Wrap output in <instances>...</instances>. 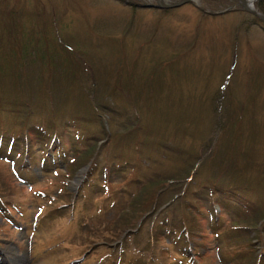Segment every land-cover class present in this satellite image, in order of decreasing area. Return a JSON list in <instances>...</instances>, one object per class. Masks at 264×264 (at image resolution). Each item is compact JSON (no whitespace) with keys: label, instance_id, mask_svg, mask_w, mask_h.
<instances>
[{"label":"rangeland","instance_id":"rangeland-1","mask_svg":"<svg viewBox=\"0 0 264 264\" xmlns=\"http://www.w3.org/2000/svg\"><path fill=\"white\" fill-rule=\"evenodd\" d=\"M146 1L0 0V122L31 130L33 145L43 129L59 131L63 151H82L37 180L34 161L22 184L24 138L0 137L1 155L12 146L0 159V198L41 223L24 228L28 238L0 212V264H32L29 249L33 264H181L167 216L200 264H258L264 254V24L235 0L165 12ZM168 185L185 195L145 214L148 196Z\"/></svg>","mask_w":264,"mask_h":264},{"label":"trees","instance_id":"trees-1","mask_svg":"<svg viewBox=\"0 0 264 264\" xmlns=\"http://www.w3.org/2000/svg\"><path fill=\"white\" fill-rule=\"evenodd\" d=\"M262 5H264V4H262ZM258 10L260 11V12H262L263 14H264V6H259V8H258ZM25 59H27V57L25 56ZM10 96V95H9ZM1 97H4V95H1L0 96V99H3L2 101H4V100H6L7 98H1ZM2 101H0V107H1V105L3 104L2 103ZM1 130V129H0ZM8 134H9V138L10 139H12L15 135L17 136V134H16V131L15 130H9L8 131ZM52 137H53V132H51V133H48L47 135H46V139L43 141V142H38L37 144H34V145H30V146H33V147H35L36 145L37 146H40V147H42V146H49V144L51 143V141H52ZM25 151H28V149L27 148H25L24 149ZM151 177L152 176H148L147 177V179H145L144 180V182H151V180L152 181H154L155 179H151ZM171 184H174V183H171ZM170 186L171 185H168V186H165L164 188H161V189H159L156 193L154 192V193H152V194H150L149 196H150V198H149V196H148V202L150 203V206L148 207L149 208V210L148 211H146L145 212V214L146 213H148V212H150V211H152V210H154V209H156V207H157V204H164L165 203V201L166 200H168V199H173V200H175V201H177L178 200V195H179V193H180V189L179 190H177V191H175V193L174 194H170V193H168L169 192V188H170ZM4 189V191H5V188H3ZM198 191V190H197ZM160 192L162 193V194H160ZM177 193V194H176ZM155 194V195H154ZM180 194H182V195H185V193H180ZM136 196V195H135ZM150 200H151V202H150ZM170 202H172V201H170ZM133 204H135V202H132V205ZM147 204V203H146ZM151 207V208H150ZM172 220V222L171 223H175V220H176V218H172V217H168L167 216V218H164V222L167 224V226H168V228H165L164 227V229H166L169 233H172V234H174V235H178L180 232L182 233V232H184V231H180V230H178V227L176 226V225H172L169 221H171ZM175 224H177V223H175ZM180 225H185L184 223L183 224H180ZM187 225V224H186ZM187 227L189 228V225H187Z\"/></svg>","mask_w":264,"mask_h":264},{"label":"water","instance_id":"water-1","mask_svg":"<svg viewBox=\"0 0 264 264\" xmlns=\"http://www.w3.org/2000/svg\"><path fill=\"white\" fill-rule=\"evenodd\" d=\"M157 3V7L161 9H169V8H176L179 7L185 3L192 2V0H181L180 2L176 4H164L161 0H155ZM241 8L245 10L246 12L252 14L256 19H258L262 24H264V15L256 11L255 9H252L249 5L246 4V0H238Z\"/></svg>","mask_w":264,"mask_h":264},{"label":"bare ground","instance_id":"bare-ground-1","mask_svg":"<svg viewBox=\"0 0 264 264\" xmlns=\"http://www.w3.org/2000/svg\"><path fill=\"white\" fill-rule=\"evenodd\" d=\"M256 1V0H249L248 2H246L247 5H250L252 8H253V2ZM261 23V22H260ZM262 24V23H261ZM3 261V260H2ZM5 262V261H3Z\"/></svg>","mask_w":264,"mask_h":264}]
</instances>
